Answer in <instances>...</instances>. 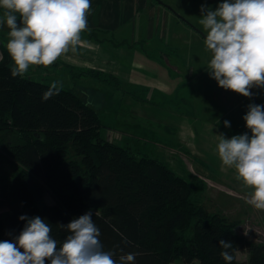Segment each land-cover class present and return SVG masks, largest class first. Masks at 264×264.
Instances as JSON below:
<instances>
[{
  "label": "trees",
  "instance_id": "1",
  "mask_svg": "<svg viewBox=\"0 0 264 264\" xmlns=\"http://www.w3.org/2000/svg\"><path fill=\"white\" fill-rule=\"evenodd\" d=\"M10 66L0 61V241L20 234L21 215L41 217L63 241L58 225L91 210L104 251H114V258L134 252L136 264H225L223 239L233 244L232 264H264V242L205 211L199 192L165 164L104 137L93 106L63 88L42 101L50 85L13 78ZM102 79L117 84L111 76ZM4 160L16 168L8 172ZM45 190L54 204L44 202ZM239 251L246 260L236 258Z\"/></svg>",
  "mask_w": 264,
  "mask_h": 264
},
{
  "label": "rangeland",
  "instance_id": "2",
  "mask_svg": "<svg viewBox=\"0 0 264 264\" xmlns=\"http://www.w3.org/2000/svg\"><path fill=\"white\" fill-rule=\"evenodd\" d=\"M157 1L181 18L178 24L173 19L166 22L165 36L158 27L160 31L150 43L151 54L161 61L157 60L156 68L171 71L167 75L171 81H163L159 70H153L155 78L148 81L151 87L135 89L134 99L130 94L125 96L128 91H121L118 85L106 83L101 74H69L66 67L59 70L54 63L49 67L30 66L24 76L48 85L59 82L63 89L72 90L97 111L104 137L128 146L136 157L146 156L165 164L199 192L196 201L205 211L222 215L264 242V211L245 202L252 190L236 179L234 169L222 165L217 154L220 134L230 138L249 132L243 119L247 105L264 104V89L253 88L255 95L249 99L219 87L207 72L211 53L206 50V33L199 23L200 6L207 3L215 8L221 0ZM0 53L1 62L12 64L6 47L2 46ZM225 120L230 122L229 128L224 126ZM1 166L8 172L16 168L8 160ZM43 200L55 203L48 190ZM236 258L246 260L247 254L239 251ZM169 264L199 263L176 259Z\"/></svg>",
  "mask_w": 264,
  "mask_h": 264
},
{
  "label": "clouds",
  "instance_id": "3",
  "mask_svg": "<svg viewBox=\"0 0 264 264\" xmlns=\"http://www.w3.org/2000/svg\"><path fill=\"white\" fill-rule=\"evenodd\" d=\"M0 9L4 10L0 25L9 30L10 74L22 78L30 66L49 67L76 51L88 27L91 0H0ZM199 23L211 53L210 78L219 87L252 99L253 88L264 89V0H221L215 8L203 3ZM61 88L52 82L42 101L59 95ZM247 109L243 119L250 134L230 138L220 134L217 154L222 165L234 169L236 179L252 190L245 202L264 211V104L249 103ZM223 123L231 126L227 120ZM19 219L26 222L20 234L0 241V264H136L137 253L114 258V251H104L91 210L67 225L59 224L66 233L59 242L41 217ZM219 248L225 264H232V242L221 239Z\"/></svg>",
  "mask_w": 264,
  "mask_h": 264
},
{
  "label": "crops",
  "instance_id": "4",
  "mask_svg": "<svg viewBox=\"0 0 264 264\" xmlns=\"http://www.w3.org/2000/svg\"><path fill=\"white\" fill-rule=\"evenodd\" d=\"M3 11L0 9V19ZM168 20L178 24L181 18L157 0H91L88 27L81 34L76 51H69L53 65L59 70L66 67L69 74L81 71L111 76L121 91H128L125 96L130 94L135 99V89L151 87L148 81L155 78L151 75L153 70H159L163 81L172 80L167 77L171 71H166L162 65L156 68L157 60L161 61L150 52V43L156 39V33L161 30L165 36ZM8 31L6 24L0 25L1 47H6ZM236 230L258 241L253 235Z\"/></svg>",
  "mask_w": 264,
  "mask_h": 264
},
{
  "label": "flooded vegetation",
  "instance_id": "5",
  "mask_svg": "<svg viewBox=\"0 0 264 264\" xmlns=\"http://www.w3.org/2000/svg\"><path fill=\"white\" fill-rule=\"evenodd\" d=\"M167 8H170L168 5H166L165 3H163ZM184 21V20H183ZM185 22V21H184Z\"/></svg>",
  "mask_w": 264,
  "mask_h": 264
},
{
  "label": "built area",
  "instance_id": "6",
  "mask_svg": "<svg viewBox=\"0 0 264 264\" xmlns=\"http://www.w3.org/2000/svg\"><path fill=\"white\" fill-rule=\"evenodd\" d=\"M1 54V53H0Z\"/></svg>",
  "mask_w": 264,
  "mask_h": 264
},
{
  "label": "water",
  "instance_id": "7",
  "mask_svg": "<svg viewBox=\"0 0 264 264\" xmlns=\"http://www.w3.org/2000/svg\"><path fill=\"white\" fill-rule=\"evenodd\" d=\"M161 3V2H160Z\"/></svg>",
  "mask_w": 264,
  "mask_h": 264
}]
</instances>
